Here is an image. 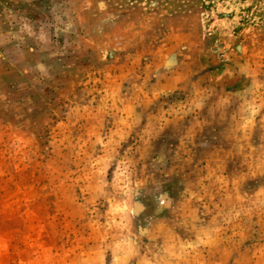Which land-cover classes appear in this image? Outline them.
I'll list each match as a JSON object with an SVG mask.
<instances>
[{
	"label": "rangeland",
	"instance_id": "obj_1",
	"mask_svg": "<svg viewBox=\"0 0 264 264\" xmlns=\"http://www.w3.org/2000/svg\"><path fill=\"white\" fill-rule=\"evenodd\" d=\"M0 264H264V0H0Z\"/></svg>",
	"mask_w": 264,
	"mask_h": 264
}]
</instances>
